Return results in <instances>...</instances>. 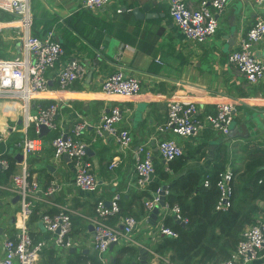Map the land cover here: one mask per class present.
Wrapping results in <instances>:
<instances>
[{
  "label": "crops",
  "instance_id": "obj_1",
  "mask_svg": "<svg viewBox=\"0 0 264 264\" xmlns=\"http://www.w3.org/2000/svg\"><path fill=\"white\" fill-rule=\"evenodd\" d=\"M81 1L30 0L32 33L42 36L54 29L64 53L55 67L47 72L50 92L28 102L17 98H0V135L5 138L0 143V157L13 158L14 171L20 170L26 163L42 190L53 180L61 185L51 198L55 206L48 202L36 203L37 220L27 222L34 241L44 240L48 243L36 264H56L54 259L57 264H79L88 256H97L104 264H113L121 248L128 245L148 249V264H165L158 253H152L164 238L159 227L171 214L165 207H160L157 220L151 219L150 213L140 215L131 237H122L119 243L100 256L92 248L93 230L85 217L94 215L98 201L109 205L118 192L122 195L121 201L123 199V208L127 213L139 211L135 198L140 190L135 183L134 151L137 146L146 144L153 152L154 163L165 164L158 150L161 139H176L184 152L204 150L205 156L199 158L196 153L179 175L189 171L205 173L221 149L227 152L226 168L235 171L234 178L238 183L250 155H256L257 149H264V79L258 84L249 83L229 61V55L237 49L240 39L256 18H264V7L253 0H230L218 16L216 34L204 43H195L188 40L174 23L168 4L162 0H112L102 9L85 10L99 20L100 25L90 16L78 15L82 10ZM187 1L193 7H198L201 0ZM136 8L144 14L154 13V16L140 18L134 13ZM12 20L13 16L0 8V59L15 60L25 53L20 30ZM100 34L103 36L99 42L97 36ZM254 54L264 61V37L255 45ZM72 59L79 60L86 67V74L66 89L58 90V72ZM119 69L140 80L138 95L123 98L102 92L104 80ZM221 94L242 99L228 135L211 127L188 137L178 136L172 131L160 132L159 127L167 119L170 100L196 101L199 118H202L216 110L209 96ZM55 101L59 103L56 116L58 131L69 133L82 119L89 124L81 138L88 144L87 156L97 178L94 191L79 189L74 184L72 160L56 157L50 142L58 131L50 130L41 135L29 129V135L39 138L43 145L26 161L21 149L16 146L24 134L25 113L33 115L39 104L48 105ZM113 106L122 110L119 126L131 134L132 142L128 148H122L112 138L96 133L101 113ZM200 145L203 146L199 148ZM18 155H22V160L17 158ZM115 158H118V165L109 169V164ZM9 181L10 178L0 183V258L4 255V240L18 232L15 221L20 213L19 200L15 201L16 195L3 188ZM257 201L264 207L263 201ZM60 205H68L76 211L71 234L75 244L66 250L55 247L53 234L43 225L40 226V215L53 213ZM259 217L264 221V213ZM139 255L138 252L134 264H140ZM251 264L264 262L260 257Z\"/></svg>",
  "mask_w": 264,
  "mask_h": 264
},
{
  "label": "built area",
  "instance_id": "obj_2",
  "mask_svg": "<svg viewBox=\"0 0 264 264\" xmlns=\"http://www.w3.org/2000/svg\"><path fill=\"white\" fill-rule=\"evenodd\" d=\"M169 6V14L174 23L188 40L195 43H204L213 37L219 27L218 16L227 7L230 0H201L198 7H193L187 0H162ZM258 6L264 7V0H253ZM112 0H82L80 8L96 11L108 6ZM0 8L8 11L12 16V22L17 25L20 38L24 45L23 57L15 60L0 59V98L21 99L28 102L38 95H45L51 91L47 72L54 68L64 53L63 47L55 36V30L51 29L44 35H34L31 31L32 14L30 0H0ZM120 11V10H118ZM264 37V18H256L247 33L240 39L237 49L229 55V61L233 63L245 79L251 84H258L264 79V61L254 54L255 45ZM161 63L160 60H157ZM86 67L77 59L67 62L58 72V90H64L77 80L84 78ZM140 80L128 76L122 69L109 75L102 84V92L111 97L131 98L138 95ZM216 110L199 118V107L194 100L172 99L167 104V119L160 132L172 131L181 137L198 135L207 127H211L224 135L230 133L237 106L242 99L229 95H210ZM251 101V99H248ZM59 110L58 101L48 105H38L37 112L33 115L25 113L24 134L16 146L21 149L24 161L27 157L40 149L43 145L39 138H32L28 130L33 126L36 133H40V126L45 125L50 130H60L56 122ZM122 119V110L113 106L104 110L96 125V133L115 140L122 148L131 145L132 137L128 130L119 126ZM89 126L85 120H79L69 133H59L51 140L57 158L64 154L69 155L74 165V184L85 192L94 191L97 186V178L92 164L88 159V144L82 140L83 132ZM66 135V137H65ZM5 138L0 135V143ZM158 150L161 157L167 162L184 154V148L174 138L161 139L158 142ZM136 186L140 191L146 190L150 175L155 173L154 156L150 147L146 144L137 146L134 151ZM118 158L109 164V169L118 165ZM9 161L0 157V168H7ZM234 173L226 168L218 180L221 195L217 203L218 209L226 210L230 205L232 196V183ZM207 183V181H205ZM61 185L53 180L44 190L35 175H33L24 163L20 170L14 171L5 190L19 196L20 213L15 221L18 230L14 237L4 240V255L0 258V264H36L38 258L48 243L44 240L34 241L31 237L27 222L38 202L52 203L51 198L60 189ZM160 190L153 193L152 198L145 201L147 213L160 203ZM166 194V192H165ZM121 193H116L110 204L98 201L95 205V213L87 216L86 221L93 226L92 248L100 255L104 254L112 244L120 242L122 237L130 238L138 226L139 219L134 215L121 216L119 223L111 224L109 217L120 211ZM54 205V204H53ZM55 206V205H54ZM164 207L177 219L181 217L180 208H170L166 203ZM76 211L68 205L57 206L53 213H42L40 222L43 227L53 234L52 242L60 249L74 247L71 238L73 230V215ZM159 231L163 236L177 237V232L166 226L160 225ZM157 254L155 252H152ZM264 255V221L247 226L241 234V239L233 251L231 257L221 264H251ZM165 264H172L168 256L158 255ZM79 264H91L84 261Z\"/></svg>",
  "mask_w": 264,
  "mask_h": 264
},
{
  "label": "trees",
  "instance_id": "obj_3",
  "mask_svg": "<svg viewBox=\"0 0 264 264\" xmlns=\"http://www.w3.org/2000/svg\"><path fill=\"white\" fill-rule=\"evenodd\" d=\"M82 17L90 16L97 25L100 21L82 9ZM103 34L97 36L99 42ZM33 129V126L29 128ZM34 130V129H33ZM203 146L200 145L199 148ZM186 151L180 157L167 161L165 164L156 162L155 176L146 190L135 194L139 211L127 213L120 201V211L109 217L111 224L118 223L124 215H134L137 218L147 214L145 201L152 198L166 182L165 203L172 208H180L181 217L186 225L177 223L169 214L164 224L177 232V237L164 236L154 249L159 255L168 256L172 264H221L229 259L241 239L242 231L259 220L264 213L257 200L264 202V149L255 152L245 164L244 172L232 183L230 205L226 210L218 209L220 199L218 180L226 169L227 152L221 149L215 155L213 165L203 174L189 171L179 175L184 170L189 159L198 153L199 158L205 156L204 150ZM7 168H0V183L8 180L15 170V160L7 158ZM234 177H235V171ZM240 179V181H239ZM242 179V180H241ZM207 181V183H205ZM246 194H245V193ZM244 193V196L241 194ZM37 220V209L29 217L28 223ZM139 248L133 245L122 247L113 264H134ZM54 254V253H53ZM57 264V260H53ZM84 261L91 264H104L97 256H88Z\"/></svg>",
  "mask_w": 264,
  "mask_h": 264
},
{
  "label": "water",
  "instance_id": "obj_4",
  "mask_svg": "<svg viewBox=\"0 0 264 264\" xmlns=\"http://www.w3.org/2000/svg\"><path fill=\"white\" fill-rule=\"evenodd\" d=\"M134 13H135L138 17H140V18H144V17L151 18V17L154 16V13L144 14V13H142L138 8L134 9ZM49 131H50V129H49L47 126H45V125H41V126H40V134H41V135H42V134H46V133H48ZM103 135H104V136H108V133H107L106 131H104V132H103ZM65 137H66V135H65ZM63 157H64L65 159H70L69 155H67V154H64ZM17 158H18L19 160H22L23 157H22V155H18ZM154 177H155V173H152V174L150 175V180H153ZM167 187H168V185H166V184H164V185L161 187V190H160V203H159V205H156V206L152 209V211H151V213H150V218L153 219V220H157V216H158V213H159L160 207H164V205H165V197H166V196H165V192H166V190H167ZM17 200H19V196H16V197H15V201H17ZM174 218H175L176 222L179 223V224H181L182 226H185V225H186L184 221H181L180 219H177L175 216H174ZM40 226H42V223H40ZM90 229L93 230V226H92V225H90ZM113 245H114V244H112V245L110 246V248H111ZM138 248H139V253H140V255H139V262H140V264H148L149 253H150L149 250L146 249V248H144V247H142V246H138Z\"/></svg>",
  "mask_w": 264,
  "mask_h": 264
},
{
  "label": "rangeland",
  "instance_id": "obj_5",
  "mask_svg": "<svg viewBox=\"0 0 264 264\" xmlns=\"http://www.w3.org/2000/svg\"><path fill=\"white\" fill-rule=\"evenodd\" d=\"M261 260L264 262V255L261 256Z\"/></svg>",
  "mask_w": 264,
  "mask_h": 264
}]
</instances>
